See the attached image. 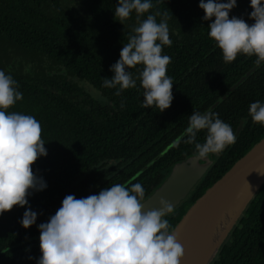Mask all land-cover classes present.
<instances>
[{
    "label": "trees",
    "instance_id": "trees-1",
    "mask_svg": "<svg viewBox=\"0 0 264 264\" xmlns=\"http://www.w3.org/2000/svg\"><path fill=\"white\" fill-rule=\"evenodd\" d=\"M199 2L152 0L151 13H161L157 22L168 15L172 40L162 54L171 58L167 75L174 99L161 113L142 107L140 65L129 70L137 79L135 88L116 96L117 89L103 87V78L114 75L111 66L147 14L138 20L133 12L121 24L115 19L118 0H0V70L17 81L23 94L8 111L35 117L47 150L33 165L46 189L31 193L24 208L0 215V264H37L38 226L55 215L67 195L80 199L112 184L140 183L147 198L176 163L194 156V145L173 146L193 111L217 113L235 133L242 126L236 143L210 156L212 164L202 180L165 217L172 228L264 137V125L249 115L251 103H264V64L250 72L256 58L243 54L225 63L209 38L211 21L203 20ZM251 11L250 0H237L229 17L251 25ZM205 136L206 131L198 133L197 142L203 143ZM29 206L37 220L24 229L21 220ZM210 264H264V184Z\"/></svg>",
    "mask_w": 264,
    "mask_h": 264
},
{
    "label": "clouds",
    "instance_id": "clouds-1",
    "mask_svg": "<svg viewBox=\"0 0 264 264\" xmlns=\"http://www.w3.org/2000/svg\"><path fill=\"white\" fill-rule=\"evenodd\" d=\"M236 6L237 0L199 2L203 20L211 21L209 38L221 50L224 62L232 63L243 54L254 56L259 67L264 64V0H250L251 25L242 18L229 17ZM152 8V0H118L115 19L121 24L133 12L138 20L147 15L123 45L120 59L110 68L114 75L103 78V87L117 89L116 96L135 88L137 79L129 70L140 65L137 78L144 89L142 107H155L162 113L174 99L173 81L167 75L171 58L162 54L172 40L167 13L157 22L161 13H151ZM18 89L17 81L0 70V215L17 206L24 208L31 193L47 187L33 172L36 161L47 156L41 124L31 115L8 111L23 99ZM249 115L254 123L264 125V103H251ZM188 120L173 146L181 142L194 145L196 160L219 156L236 143L232 127L213 111H193ZM201 131H206L203 143L197 142ZM144 199L140 183L130 187L112 184L80 199L67 195L55 215L38 226L41 256L37 264H181L185 249L178 242L176 229L165 219L174 212L173 204L160 198L159 207L145 210ZM36 220L37 213L29 206L21 225L29 229Z\"/></svg>",
    "mask_w": 264,
    "mask_h": 264
},
{
    "label": "water",
    "instance_id": "water-1",
    "mask_svg": "<svg viewBox=\"0 0 264 264\" xmlns=\"http://www.w3.org/2000/svg\"><path fill=\"white\" fill-rule=\"evenodd\" d=\"M256 68L257 65L250 72ZM250 72L246 76H249ZM244 78H241L229 91L234 90ZM224 98L225 95L223 96ZM241 126L242 122L236 131V135L239 133ZM211 164V161H205L200 164L195 159V156H190L176 163L165 181L155 190V196L151 197V199L149 198V201L156 199L157 201L155 202H158L160 198L168 196L166 198L173 204L174 208L176 205L178 207L185 200L183 198L190 192L193 188L192 186H196L202 180ZM182 169H185L184 172L188 174V183L181 182L177 177L178 174L179 178L182 175V173H179ZM174 180L175 183H178V188L174 186V190H172L171 187L174 184L168 183ZM263 184L264 137L254 144L243 157L237 160L219 180L207 188L175 225L174 229L177 232L178 242L185 249V256L181 264H195L199 254L200 243L206 232L211 229L212 222L221 213L220 207L226 201H235L234 207L232 206L229 212L231 219L224 230L223 237L211 258L204 263L210 264ZM169 190H171L170 193H168ZM227 196L229 197L226 198ZM145 210L149 209L145 208Z\"/></svg>",
    "mask_w": 264,
    "mask_h": 264
},
{
    "label": "bare ground",
    "instance_id": "bare-ground-1",
    "mask_svg": "<svg viewBox=\"0 0 264 264\" xmlns=\"http://www.w3.org/2000/svg\"><path fill=\"white\" fill-rule=\"evenodd\" d=\"M234 204L235 201L229 200L220 207L221 213L212 222L211 229L206 232L200 243L199 254L195 264H204L215 252V249L223 237L224 230L228 226L231 219L229 212L232 206L234 207Z\"/></svg>",
    "mask_w": 264,
    "mask_h": 264
},
{
    "label": "rangeland",
    "instance_id": "rangeland-1",
    "mask_svg": "<svg viewBox=\"0 0 264 264\" xmlns=\"http://www.w3.org/2000/svg\"><path fill=\"white\" fill-rule=\"evenodd\" d=\"M205 161H207V162H209V161H211V159H210V157L208 158V160H198V162L201 164V163H204ZM212 162V161H211ZM185 171V169H182V170H180L179 171V173H182V175L180 176V178H179V174L177 175V177H178V179H180V181L181 182H186V183H188L187 181L189 180V177H188V174L186 173V172H184ZM174 184V185H172V187H171V189L172 190H174V186H176L177 187V184L178 183H175V180L174 181H172V182H170V183H168V184ZM193 188L190 190V192L188 193V194H186L185 195V197L183 198V199H185L184 201H186V199L189 197V195H190V193L194 190V188H195V186L193 185L192 186ZM178 188V187H177ZM170 191L171 190H169V192L168 193H170ZM153 196H155V190L147 197V198H145L144 199V203H145V208L146 209H152V208H157V207H159V204H158V202H155V201H157L156 199H153V200H151V201H149L150 199H151V197H153ZM166 197H168V196H165L164 197V199H166V200H168ZM150 198V199H149ZM148 199V200H147ZM184 201H182L180 204H179V206L184 202ZM178 206V207H179ZM177 208V205L175 206V208H174V210Z\"/></svg>",
    "mask_w": 264,
    "mask_h": 264
}]
</instances>
